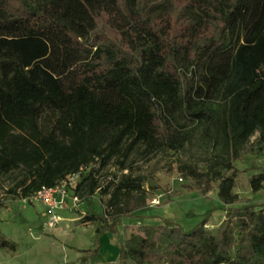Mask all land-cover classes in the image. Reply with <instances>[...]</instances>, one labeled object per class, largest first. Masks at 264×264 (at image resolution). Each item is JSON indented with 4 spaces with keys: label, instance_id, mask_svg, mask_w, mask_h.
<instances>
[{
    "label": "trees",
    "instance_id": "obj_1",
    "mask_svg": "<svg viewBox=\"0 0 264 264\" xmlns=\"http://www.w3.org/2000/svg\"><path fill=\"white\" fill-rule=\"evenodd\" d=\"M20 43L43 51L26 57ZM0 46V178L17 173L10 193L24 200L80 173L97 246L71 264H91L100 238L147 206L145 178L103 185L100 171L138 146L178 153L195 139L206 170H179L200 195L216 190L224 221L212 233L210 212L189 230L163 219L118 244L117 264H264V206L233 207L232 192L250 139L264 151V0H0ZM255 171L253 193L264 169L244 170ZM16 248L0 233L1 250Z\"/></svg>",
    "mask_w": 264,
    "mask_h": 264
},
{
    "label": "rangeland",
    "instance_id": "obj_2",
    "mask_svg": "<svg viewBox=\"0 0 264 264\" xmlns=\"http://www.w3.org/2000/svg\"><path fill=\"white\" fill-rule=\"evenodd\" d=\"M14 49L26 57H35L43 51L39 43H20ZM256 137L250 139L242 160L233 163L236 179L232 192L238 196L233 207L249 203L264 206V185L257 193H253L249 186L251 176L258 172H244L254 164L264 169V151L259 158L256 157ZM207 158L195 139L185 144L178 153L164 151L147 156L143 153V147L138 146L123 168L113 159L102 169L100 176L103 185L108 176L119 179L122 175L130 174L145 178L147 206L133 218L123 219L117 233H106L100 238L98 257L92 259L91 264H117L118 244L126 246L144 238L142 229L158 225L163 219H171L184 230H189L210 212L206 228L214 233L224 221V206L218 200L216 190L207 196L200 195L191 180L179 170L183 163H191L200 171H205ZM17 178V173L0 178V233L17 246L15 252L0 249V264H71L81 256L80 251L97 246L94 224L83 221V202L78 211L59 212L60 222L54 227L45 228L43 224L47 217L44 207L38 202L23 203L15 194L10 193ZM217 184L218 181H215L213 186ZM107 199V195L97 191L89 202L101 212Z\"/></svg>",
    "mask_w": 264,
    "mask_h": 264
},
{
    "label": "built area",
    "instance_id": "obj_3",
    "mask_svg": "<svg viewBox=\"0 0 264 264\" xmlns=\"http://www.w3.org/2000/svg\"><path fill=\"white\" fill-rule=\"evenodd\" d=\"M80 173L70 175L53 187H43L32 196L22 200L23 203H40L44 207L47 220L43 227H54L60 222L59 212L78 211L81 200L76 194Z\"/></svg>",
    "mask_w": 264,
    "mask_h": 264
}]
</instances>
